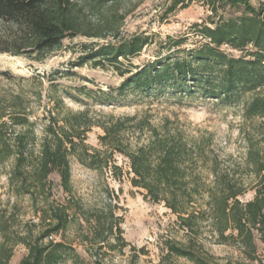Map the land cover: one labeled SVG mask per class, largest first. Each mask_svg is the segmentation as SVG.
<instances>
[{
	"label": "trees",
	"instance_id": "1",
	"mask_svg": "<svg viewBox=\"0 0 264 264\" xmlns=\"http://www.w3.org/2000/svg\"><path fill=\"white\" fill-rule=\"evenodd\" d=\"M121 1L0 0V53L40 59L59 50L67 39L111 36L115 42L84 45L79 63L74 65L112 67L124 78L116 89L99 90L98 97L93 96L92 89H76L100 105L119 102L132 91L150 94L167 88L179 95L197 92L229 104L250 95L244 102L243 116L260 123L245 134L247 155L239 169L256 181H244L221 159H212L206 137L190 139L168 119L156 126L148 114L109 115L104 121H96L88 109L58 112L50 116L38 141L23 97L13 95L8 105L0 103V168L11 164L9 189L16 198H29L38 218V232L35 236L32 232L21 235L12 231L8 218L1 217L0 264H9L19 245L28 250L20 264H58L64 258H71L73 264H85L75 251L52 239L73 222L81 228L83 224L91 226V233L84 239L92 249L108 244L112 250L122 251L129 246L123 238V217L115 214L112 206L87 210L73 199L72 159L92 171H110L119 181L128 177L133 188L144 191L147 200L164 204L176 215L190 239L186 244L167 241L169 255L194 264H214L195 249L202 226H208L221 244L239 246L251 261L257 260L255 234H264V1L255 9L251 0H204L212 13L209 25L195 24L193 28L205 42L182 48L185 37H168L160 44L167 53L142 66L133 65L132 60L153 42L151 35L123 37L118 24L124 22L125 15H113L97 25L88 16L89 8L100 14L105 7ZM193 1L172 0L166 14L186 9ZM227 8L242 13L226 16ZM224 48L244 55L234 57ZM94 127L104 133L99 137L100 148L86 142ZM118 155L128 160L127 172L117 164ZM54 174H58L63 192L70 196L65 202L54 198ZM249 190H255L254 199L244 203L241 197ZM112 237L114 244L109 243ZM95 264L102 262L96 260Z\"/></svg>",
	"mask_w": 264,
	"mask_h": 264
},
{
	"label": "rangeland",
	"instance_id": "2",
	"mask_svg": "<svg viewBox=\"0 0 264 264\" xmlns=\"http://www.w3.org/2000/svg\"><path fill=\"white\" fill-rule=\"evenodd\" d=\"M264 0H251L258 9ZM172 0H122L117 5L105 7L99 14L96 10L88 13L92 23L97 25L100 20L113 15H125L122 24H118L123 37L146 33L151 35L153 42L142 53L132 60L133 65L142 66L154 60L157 55H165L167 50L160 46L168 37H185L182 48H194L205 42L196 34L193 25H209L212 15L204 0L193 1L186 9H177L167 15L166 11ZM220 13H223L221 11ZM242 10L225 9L224 15L240 14ZM113 41L111 36L100 39H90L78 36L67 39L63 46L38 59L36 56H13L0 53V103L9 104L13 95H21L24 105L30 111L31 122L37 140L44 136V129L50 122V116L58 112H78L89 110V115L96 121H104L109 115L115 117L151 115L154 125L160 126L165 119L180 128L190 139L206 137L210 143V157L221 159L225 167H229L244 181L255 182L239 169V164L247 155L245 134L260 121H247L243 116L244 102L250 98L245 96L238 103L212 100L202 97L199 93L179 95L172 88L162 92L157 90L150 94L138 91L128 93L119 102L112 105H100L88 99L76 89L87 88L94 91L98 97L99 90L116 89L123 82L112 67L106 69L79 63L84 45L91 43L104 44ZM224 50L240 57L242 52ZM122 62L127 65L125 60ZM41 93V97L39 94ZM103 130L94 127L87 134V144L100 148L99 137ZM133 139H135L133 137ZM116 162L124 171H128V160L116 156ZM10 163L0 168V218L6 217L13 224V230L21 235L38 232V218L35 209L27 196L16 198L8 186L7 174ZM54 183V198L59 203L70 197L64 193L59 183L58 174L52 176ZM71 183L73 199L87 210H103L109 205L114 213L123 217L121 228L123 238L129 244L122 251L112 250L108 244L102 249L91 248L85 241V235L91 233V226L73 222L67 230L52 239L61 242L75 251L85 264H194L184 258L168 254L166 243L173 240L186 244L190 237L177 221V216L165 208L164 204H154L144 197V191L133 188L129 178L122 181L112 178V173H99L82 166L76 159L71 160ZM255 190H249L243 197L246 203L254 199ZM257 260L251 261L248 256L235 245L221 244L208 226L202 230L195 241V249L203 257L214 264H264V234L256 233ZM2 238L0 236V243ZM197 242V243H196ZM110 244L115 243L112 237ZM135 248L136 251H133ZM143 251V252H142ZM28 255L25 246L15 247L9 264H20ZM58 264H73L71 258H64Z\"/></svg>",
	"mask_w": 264,
	"mask_h": 264
}]
</instances>
